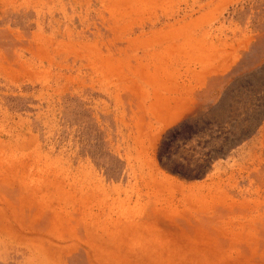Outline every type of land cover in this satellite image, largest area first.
Here are the masks:
<instances>
[{"label":"rangeland","instance_id":"374dc122","mask_svg":"<svg viewBox=\"0 0 264 264\" xmlns=\"http://www.w3.org/2000/svg\"><path fill=\"white\" fill-rule=\"evenodd\" d=\"M263 111L264 0H0V264H264Z\"/></svg>","mask_w":264,"mask_h":264},{"label":"trees","instance_id":"16d2710c","mask_svg":"<svg viewBox=\"0 0 264 264\" xmlns=\"http://www.w3.org/2000/svg\"><path fill=\"white\" fill-rule=\"evenodd\" d=\"M259 107V106H258ZM264 112V111H263ZM263 115V116H262ZM259 121H257V123L253 126H251V128H249V129H243V130H241L240 131V135H239V137L237 138L238 140H241L242 138H244V137H246V136H248V135H250L254 130H256L257 128L256 127H258L263 121H264V113H261V117H259V119H258ZM213 157H211V159H212Z\"/></svg>","mask_w":264,"mask_h":264}]
</instances>
